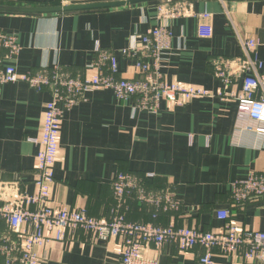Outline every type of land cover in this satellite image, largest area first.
I'll use <instances>...</instances> for the list:
<instances>
[{
    "label": "crops",
    "instance_id": "crops-1",
    "mask_svg": "<svg viewBox=\"0 0 264 264\" xmlns=\"http://www.w3.org/2000/svg\"><path fill=\"white\" fill-rule=\"evenodd\" d=\"M113 1L122 0H11L0 6L41 8ZM176 8L183 11L170 16ZM205 13L213 16L210 36H201L198 16ZM161 26L173 33L170 48L162 54L166 81L203 89L207 95L183 106L163 102L154 114L138 110L132 100L119 102L110 90L89 93L85 102L65 113L52 203L86 208L92 217L108 218L115 206L111 185L117 174L148 173L156 176L153 187L169 183L183 203L173 218L162 215L160 225L217 230L225 225L217 211L229 209V222L239 229L262 231L264 203L231 208L230 186L252 173H264V149L246 135L236 134L238 102L219 96L222 85L210 61L240 57V40L254 39L264 62V0H171L47 15L0 12V31L16 38L22 48L17 59L5 63L14 64L21 74L56 64L83 73L99 44L115 52L120 77L138 78L134 62L124 55L130 37ZM94 74L85 72L87 77ZM241 87L239 83L236 92ZM51 100L50 90L36 92L24 83L0 87V181L19 179L31 195L36 193L39 151L31 140L38 137ZM130 219L143 217L136 212ZM6 229L0 221V230ZM120 247L119 241L97 242L78 232L74 240L50 243L37 254L41 264H120ZM147 254L158 258L159 264H199L204 250L181 253L176 245H167L150 247ZM214 262L240 264L224 256H215Z\"/></svg>",
    "mask_w": 264,
    "mask_h": 264
},
{
    "label": "built area",
    "instance_id": "built-area-1",
    "mask_svg": "<svg viewBox=\"0 0 264 264\" xmlns=\"http://www.w3.org/2000/svg\"><path fill=\"white\" fill-rule=\"evenodd\" d=\"M178 11L183 10L176 8L170 16H176ZM160 14L164 15L162 9ZM198 18L201 36H210L213 16L205 13ZM172 39V31L165 26L153 28L143 36H131L124 55L134 62L139 77L128 79L120 77L115 52L102 49L99 44L86 68L95 72L93 77H87L86 70L73 73L57 64L21 74L14 64L5 61L17 59L22 48L16 38L0 31V87L24 83L36 92L50 90L52 95L42 115L40 133L31 140L39 148L34 174L36 193L29 194L19 179L0 181V221L7 228L0 230V264H41L38 249L74 240L78 232L97 242L119 241L120 264H159L158 258L147 254V250L167 245H176L181 253L203 249L199 264H215V256L232 258L240 264H264V230L239 229L229 222V209L217 211L218 220L225 223L217 230L160 225L162 215L173 218L182 211L183 203L171 186L152 189L154 174L119 172L111 185L115 206L108 218L92 217L86 208L70 209L52 203L54 167L65 113L85 102L89 93L110 90L119 102L132 100L138 110L154 114L163 102L183 106L207 95L203 89L166 81L162 54L170 48ZM240 44V57H217L210 64L222 85L219 96L238 102L236 134L246 135L254 146L264 149V62L259 58L256 40H240ZM239 83L242 87L236 92ZM253 201L264 203V173H252L230 186L231 208L239 209ZM133 205L146 208L151 221L130 220Z\"/></svg>",
    "mask_w": 264,
    "mask_h": 264
},
{
    "label": "water",
    "instance_id": "water-1",
    "mask_svg": "<svg viewBox=\"0 0 264 264\" xmlns=\"http://www.w3.org/2000/svg\"><path fill=\"white\" fill-rule=\"evenodd\" d=\"M170 0H122L113 2H102L93 4H74L57 7H11V6H0V12L7 13H19V14H62V13H74V12H85V11H99L109 9H119L131 6H137L140 4L161 2Z\"/></svg>",
    "mask_w": 264,
    "mask_h": 264
},
{
    "label": "trees",
    "instance_id": "trees-1",
    "mask_svg": "<svg viewBox=\"0 0 264 264\" xmlns=\"http://www.w3.org/2000/svg\"><path fill=\"white\" fill-rule=\"evenodd\" d=\"M171 1V0H170ZM6 4H8V3H6ZM6 4H4V3H0V5H6ZM155 183H156V179L152 182V184H151V188L152 189H154V190H158V189H163V188H168L169 186H171L169 183H167V182H165L162 186H160V187H153L154 185H155ZM172 187V186H171ZM138 213V214H141L142 215V217H143V219L142 220H140V221H144V222H149V221H151V217H150V213L146 210V208H145V210L144 209H140L139 207H137L136 205H133V208H132V212H131V214L132 213ZM131 214L129 215V218L131 217ZM145 217L147 218V219H145ZM131 220V219H130ZM164 226H167V224L166 225H164Z\"/></svg>",
    "mask_w": 264,
    "mask_h": 264
}]
</instances>
